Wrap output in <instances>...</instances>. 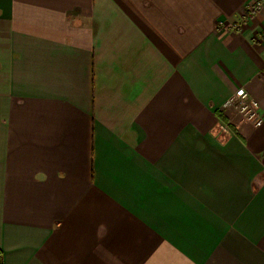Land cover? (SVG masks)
<instances>
[{
    "label": "crops",
    "instance_id": "crops-1",
    "mask_svg": "<svg viewBox=\"0 0 264 264\" xmlns=\"http://www.w3.org/2000/svg\"><path fill=\"white\" fill-rule=\"evenodd\" d=\"M259 0H0L3 264H264Z\"/></svg>",
    "mask_w": 264,
    "mask_h": 264
},
{
    "label": "built area",
    "instance_id": "built-area-1",
    "mask_svg": "<svg viewBox=\"0 0 264 264\" xmlns=\"http://www.w3.org/2000/svg\"><path fill=\"white\" fill-rule=\"evenodd\" d=\"M264 5V0H259L256 7ZM226 109L231 110L236 118L253 127H260L264 122L260 103L250 94L245 87H239L224 103Z\"/></svg>",
    "mask_w": 264,
    "mask_h": 264
},
{
    "label": "trees",
    "instance_id": "trees-1",
    "mask_svg": "<svg viewBox=\"0 0 264 264\" xmlns=\"http://www.w3.org/2000/svg\"><path fill=\"white\" fill-rule=\"evenodd\" d=\"M0 264H3L2 253H1V251H0Z\"/></svg>",
    "mask_w": 264,
    "mask_h": 264
}]
</instances>
